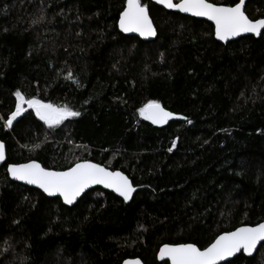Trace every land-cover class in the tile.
<instances>
[{"label":"trees","instance_id":"obj_1","mask_svg":"<svg viewBox=\"0 0 264 264\" xmlns=\"http://www.w3.org/2000/svg\"><path fill=\"white\" fill-rule=\"evenodd\" d=\"M142 3L152 41L120 31L125 0H0V117L15 110L17 90L81 112L55 130L33 110L11 129L0 121V264H166L163 244L203 248L264 221V35L221 43L212 23ZM245 10L264 17V0ZM150 100L179 118L153 126L138 112ZM32 159L57 170L93 160L137 191L126 203L95 187L67 206L10 179L8 163ZM221 264H264V247Z\"/></svg>","mask_w":264,"mask_h":264},{"label":"snow or ice","instance_id":"obj_2","mask_svg":"<svg viewBox=\"0 0 264 264\" xmlns=\"http://www.w3.org/2000/svg\"><path fill=\"white\" fill-rule=\"evenodd\" d=\"M155 3L178 13L206 17L214 23L215 38L221 41H227L242 33L264 35V17L249 18L245 10V0H234L232 5L217 4L212 0H155ZM45 10L40 9V15L31 21L33 25H38L45 20ZM118 27L122 33H136L139 37L146 39L158 36V29L150 15L149 6L142 3V0H125L123 9L119 12ZM65 79L74 81L79 86V81L74 80L71 70L68 71ZM15 97V110L6 118L0 117L2 126L7 129H11L18 117L28 109L33 110L38 121L46 125L49 130H55L69 118L81 115V112L73 110L68 105H56L37 97L27 98L19 90L15 92ZM24 105H27V108ZM138 112L143 119L153 124L166 123L174 116V113L165 109L156 100L148 101L138 109ZM181 119L187 120V117H181ZM187 122L192 123L191 120ZM47 138L46 136L45 140ZM175 146L176 141L173 140L172 147L168 151L171 152ZM40 147L41 144L38 143L32 145L30 150ZM5 159V145L0 142V161ZM6 170L16 181L35 185L49 196L62 197L66 205H72L91 185H103L112 189L123 198L124 202L129 201L136 191L133 183L123 172L110 171L107 167L90 160L77 161L66 170L57 171L44 167L40 162L32 159L26 163L8 164ZM261 241H264V222L255 226L243 225L234 231L224 232L203 248L198 247L196 243L164 244L159 249V257L161 259L167 257L171 264H218L225 258L241 253V250L251 255ZM125 264H141V261L129 260L125 261Z\"/></svg>","mask_w":264,"mask_h":264},{"label":"water","instance_id":"obj_3","mask_svg":"<svg viewBox=\"0 0 264 264\" xmlns=\"http://www.w3.org/2000/svg\"><path fill=\"white\" fill-rule=\"evenodd\" d=\"M154 3H155V0H152ZM247 1L248 0H245V2H246V4H247ZM156 4V3H155ZM160 7H163L162 5H159ZM164 8V7H163ZM166 10H168V11H174V10H169V9H166ZM174 12H176V11H174ZM181 14H183V15H187V16H192L191 14H188V13H181ZM247 14V13H246ZM248 15V14H247ZM192 17H195V16H192ZM195 18H197V19H202V20H206V21H208V22H210V23H212L213 24V26H214V23L212 22V21H209L206 17H195ZM250 18V17H249ZM119 20V19H118ZM215 27V26H214ZM124 34H126V35H131V36H137V37H139V35L138 34H136V33H124ZM249 35H254V36H256V37H259V36H257V35H255V34H251V33H242L240 36H237V37H232V38H229L227 41H221V40H218V39H216L217 41H219V42H221V43H228V42H230V41H233V40H237V39H239V38H241V37H244V36H249ZM139 38H141L142 40H144V41H152V40H154V39H156L157 37H153V38H143V37H139ZM161 104V103H160ZM162 105V104H161ZM163 106V105H162ZM164 107V106H163ZM165 108V107H164ZM166 109V108H165ZM168 110V109H167ZM168 111H170V110H168ZM172 113H174V112H172ZM179 118V116L177 115V114H175L174 113V116L171 118V119H169L166 123H157V124H153L151 121H149L153 126H155V127H164V126H166L170 121H172V120H175V119H178ZM0 142H3L4 143V145H5V157H6V159H5V161H0V168L4 165V164H6L7 163V147H6V144H5V142L4 141H2V140H0ZM38 161V160H37ZM81 161V160H80ZM90 161H92L93 163H98V162H96V161H93V160H90ZM28 162V161H27ZM38 162H40V161H38ZM22 163H26V162H22ZM41 163V162H40ZM8 164H11V163H8ZM7 164V165H8ZM42 164V163H41ZM98 164H101V163H98ZM43 165V164H42ZM102 166H105L104 164H101ZM45 167V166H44ZM106 167V166H105ZM108 168V167H107ZM110 171H121V172H123L126 176H128V174L127 173H125L124 171H122V170H120V169H110V168H108ZM53 170H57V169H53ZM64 170H66V169H64ZM57 171H62V170H57ZM9 175V174H8ZM9 177H10V179L11 180H13V181H15V182H18V183H21V184H23V185H26V186H29V187H33V188H36V189H39L37 186H35V185H29V184H26V183H24V182H22V181H16V180H14V179H12L11 178V176L9 175ZM128 178L130 179V181L133 183V180L128 176ZM133 186L136 188V191H137V187L134 185V183H133ZM95 187H102L103 189H105V190H108V191H111V192H113L115 195H117L118 197H120L119 196V194L118 193H116L115 191H113L112 189H110V188H106V187H104L103 185H91L89 188H87V189H85V191H84V193H82L81 194V196L80 197H78L77 198V200L72 204V205H67V206H73L87 191H89L90 189H92V188H95ZM40 191H42L41 189H39ZM136 191L132 194V198H133V196H134V194L136 193ZM45 194V193H44ZM45 195H47V194H45ZM47 196H49V195H47ZM49 197H58V195L57 196H49ZM61 199H62V197H60ZM121 199H123L122 197H120ZM132 198L129 200V201H127L126 203H129L131 200H132ZM62 202H63V199H62ZM66 205V204H65ZM262 222H264V221H261L260 223H262ZM245 225H248V224H245ZM256 225V224H255ZM255 225H249V226H255ZM241 226H243V225H241ZM241 226H239V227H241ZM238 228V227H237ZM236 229V228H235ZM234 229V230H235ZM234 230H231V231H234ZM227 232V231H226ZM222 233H224V232H222ZM221 233V234H222ZM220 235V234H219ZM215 240V239H214ZM264 243V241H261L260 242V244H258L257 245V249L251 254V255H249V254H246V253H243V250H241V253H243V254H245L246 256H248V257H251V256H253V255H255V253L258 251V249L260 248V246L262 245ZM166 244H171V243H166ZM164 245V244H163ZM163 245H161L160 246V248L163 246ZM198 246V245H197ZM199 247V246H198ZM159 248V249H160ZM241 253H237L234 257H236V256H238V255H240ZM234 257H228V258H225V259H223V260H221V261H219L218 262V264H221V263H224V262H226V261H229V260H231V259H233ZM157 258H158V261L159 262H165V261H167L168 262V264H171V262H170V260H168V258L167 257H165L164 259H161L160 257H159V250H158V253H157ZM135 259H139L140 261H141V264H145L144 263V261L140 258V257H130V258H126L123 262H122V264H125V261H129V260H135Z\"/></svg>","mask_w":264,"mask_h":264},{"label":"rangeland","instance_id":"obj_4","mask_svg":"<svg viewBox=\"0 0 264 264\" xmlns=\"http://www.w3.org/2000/svg\"><path fill=\"white\" fill-rule=\"evenodd\" d=\"M24 107L27 108V105H24ZM29 110H31V109H28L26 112H28ZM26 112L22 113L21 116H22L23 114H25ZM21 116H20V117H21ZM18 118H19V117H18Z\"/></svg>","mask_w":264,"mask_h":264},{"label":"flooded vegetation","instance_id":"obj_5","mask_svg":"<svg viewBox=\"0 0 264 264\" xmlns=\"http://www.w3.org/2000/svg\"><path fill=\"white\" fill-rule=\"evenodd\" d=\"M249 1V0H248ZM248 1H247V3H248ZM217 4H220V3H217ZM221 4H224V3H221ZM225 5H232V4H225ZM247 5V4H246Z\"/></svg>","mask_w":264,"mask_h":264}]
</instances>
